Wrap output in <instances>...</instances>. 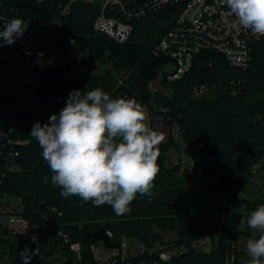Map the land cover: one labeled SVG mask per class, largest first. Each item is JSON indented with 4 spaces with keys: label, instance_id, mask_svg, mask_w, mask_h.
<instances>
[{
    "label": "trees",
    "instance_id": "trees-1",
    "mask_svg": "<svg viewBox=\"0 0 264 264\" xmlns=\"http://www.w3.org/2000/svg\"><path fill=\"white\" fill-rule=\"evenodd\" d=\"M64 1L0 0V14L8 21L19 17L28 23L25 35L35 28L31 19L45 26ZM181 8V3H168L145 16L132 17L130 36L118 41L94 28L99 13L97 2L75 3L64 19L63 29L74 36L80 53L110 67H105L102 74H92L77 68L78 56L67 54L64 66L49 64L32 69L38 104L21 112L10 125L5 122L4 113L15 96L9 91L20 84L15 78L14 62H0V127L11 128L10 137L24 141L14 145L18 154L11 158L6 156L11 145L0 143V194L19 196V212L28 220L24 230L0 225V264H100L92 245L119 249L124 237L143 242L145 250L126 259L119 254L115 257L117 264H248L249 260L240 256L236 247L237 234L241 221L247 218L245 212L254 211L264 202L245 194L239 198V191L264 170V159L258 165L264 158V39L253 41L252 59L246 68L231 66L218 51L203 49L182 78L169 81L163 76L162 83L170 88V93L160 89L152 92L150 80L161 70L165 74V67L171 62L156 47ZM0 27L3 30L2 22ZM31 36L28 34L26 39ZM123 68L132 75L124 78L125 83L118 90L116 77H121L115 70ZM53 73L56 83L49 82ZM202 84L208 90L195 96V86ZM96 88L112 99L135 98L151 111L153 97L159 106L155 113L160 120L176 126L191 146L198 183L209 188L221 211L219 217L211 219L216 222L201 226L205 220L189 214L188 200L181 195L192 184V178L186 168L181 173L180 164H165L172 139L159 146V172L151 195L138 193L129 205L130 212L117 216L111 205L96 207L92 201L83 203L79 196H61V188L51 183L53 173L41 155L38 141L29 134L36 122L43 124L52 114L58 115L74 89L84 92ZM258 91L263 95L253 99L251 96ZM45 176L49 178L47 183ZM167 230L176 231L177 237L165 239L163 232ZM205 233L217 237V245L210 250L192 249L169 260L148 252L156 244L190 241ZM76 242L80 244L79 252L71 247Z\"/></svg>",
    "mask_w": 264,
    "mask_h": 264
},
{
    "label": "clouds",
    "instance_id": "clouds-1",
    "mask_svg": "<svg viewBox=\"0 0 264 264\" xmlns=\"http://www.w3.org/2000/svg\"><path fill=\"white\" fill-rule=\"evenodd\" d=\"M221 3L243 27L264 35V0ZM27 28L19 17L6 21L0 47L13 44ZM146 120L147 108L135 98L112 99L101 88L74 89L59 114L46 123L36 122L29 135L38 141L53 173L51 183L61 188V196H79L96 207L108 204L122 216L131 211L138 193L151 195L159 172L158 146L164 136L150 129ZM48 180L45 176L44 182ZM246 225L259 233L247 242L248 264H264V204L249 214Z\"/></svg>",
    "mask_w": 264,
    "mask_h": 264
},
{
    "label": "built area",
    "instance_id": "built-area-1",
    "mask_svg": "<svg viewBox=\"0 0 264 264\" xmlns=\"http://www.w3.org/2000/svg\"><path fill=\"white\" fill-rule=\"evenodd\" d=\"M41 2L42 0H37ZM78 1L97 2L99 13L96 15L93 26L118 41H125L130 36L133 25L129 21L132 17L145 16L168 3H181L182 8L176 16L172 27L160 38L156 51L167 56L174 65L173 70L165 72L167 80L182 78L193 67L195 56L203 49H213L221 53L231 66L246 68L252 59V43L254 40L264 39V35L253 34L243 27L238 18L221 0H65L59 5L58 14L49 19L45 26L35 19H29L34 25L31 33L23 35L11 45L0 47V62L13 61L14 71L20 66L31 63L27 81L20 83V87L10 88V94L15 98L9 103L4 113L5 122L13 124L19 114L29 111L38 104V97L33 89L36 82L32 69L39 68L37 60L40 56L59 54L66 56L80 53L75 47V38L63 29L64 19L71 13L73 5ZM0 14L3 26L8 19ZM1 28V27H0ZM33 35L26 39L27 35ZM82 54V53H80ZM208 90L206 84L195 86L194 95L200 96ZM162 111L165 109L162 108ZM12 129L0 127V143L11 145L6 151L8 158L18 154L14 145L23 143L21 139L10 137ZM262 160L259 161L260 166ZM14 168V167H13ZM257 168V167H256ZM198 168L192 161L187 170L190 176H196ZM2 198L4 195L0 194ZM9 201H0V213L12 214L15 230H24L28 227V220L14 208H9ZM217 220L206 219L201 226H208ZM111 235L110 231H107ZM212 241L210 234L205 233L199 238L190 241H179L166 246H154L148 249L150 254L155 253L162 260H169L174 255L186 253L192 249H202ZM125 243L123 244V246ZM71 247L80 251L78 242ZM95 258L100 264H117L113 255L107 257L96 244L92 245ZM145 246L143 245V251Z\"/></svg>",
    "mask_w": 264,
    "mask_h": 264
},
{
    "label": "rangeland",
    "instance_id": "rangeland-1",
    "mask_svg": "<svg viewBox=\"0 0 264 264\" xmlns=\"http://www.w3.org/2000/svg\"><path fill=\"white\" fill-rule=\"evenodd\" d=\"M67 62H68V58L66 56L59 54H50L47 56H40L37 60V66L39 68H45L49 64L64 66L67 64ZM75 65L77 66V68L92 74H102L104 72L105 67H110L109 64H106V66L104 67L101 63L90 59L85 54H80V53L78 54ZM30 67H31V63H28L24 66H20L18 69H15V75H16L15 78L18 82L24 83L27 81ZM173 68L174 65L172 62L167 64V66L165 67V69L168 71L173 70ZM125 71H126L125 68L120 70H115V74L121 77V78L116 77V80L118 81V90L121 89V86L124 85L125 83L124 78L127 75H129L130 78V75H132L125 73ZM164 75L165 74L163 70H161L159 71L158 76L156 78L150 80L149 86L152 92H154L157 89H160L164 92L170 93V88L162 83V78ZM261 95H263L262 92L258 91L255 92L251 97L255 99ZM150 105L151 107H153V110L151 111L149 107L146 106L147 120L145 121V123L148 125L150 129L163 134L164 136L163 142L169 141L170 139L173 140L172 144L169 145L167 148V157L165 159V164L167 166H173L174 164L177 163L180 164L181 173L185 168L186 170H188L192 161L195 162V160L192 159L191 157V151H190L191 146L187 145L183 136L181 135V132L176 126L171 127L169 125H166L160 120L159 115L155 113V111L159 110V106L154 103L153 97H151ZM198 173L196 174V176L189 175L192 178L191 179L192 184H190L189 187L185 188L183 194L181 195V198L188 200L187 209L189 214L196 215L203 220L206 219L211 220L212 217H219L221 211L218 209L217 206H215V203L213 201V195L210 192L209 188L205 187V185L202 183L199 185ZM239 193L260 199L264 202V170L258 172L254 176L253 180L247 186H244L240 189ZM4 198L9 201V205H8L9 208H14L19 211L22 209L21 198L19 196L15 194L7 193L4 195L3 198L2 196H0V201L3 200ZM245 214H247L248 217V213L245 212ZM13 218L14 216L12 214L0 213V225L4 228H14L15 224L13 223ZM246 219L247 218L241 221V227H240L241 230L237 234L238 236L237 249L239 251L240 256H242L243 254L242 257L250 261L251 257L248 255L247 247H246L247 242L249 239L255 238L254 234H257L259 236V233L250 229L252 235L249 236L248 234H246V228H247ZM163 237L167 240L168 239L172 240L175 237H177V232L169 231V230L164 231ZM122 241L123 242L121 243V247L119 249L118 248L109 249L107 247L102 246L101 244H97L96 246L101 251H103V253L106 254L107 257L111 255L117 257L120 254L121 259L122 258L126 259L128 256L138 255L143 252V245H144L143 242L138 241L135 238L129 239L127 237H124ZM124 243L125 245L123 246ZM216 245H217V237H213L212 241H210L205 246H203L202 249L210 250L213 246ZM156 246L164 247L166 245L156 244Z\"/></svg>",
    "mask_w": 264,
    "mask_h": 264
},
{
    "label": "water",
    "instance_id": "water-1",
    "mask_svg": "<svg viewBox=\"0 0 264 264\" xmlns=\"http://www.w3.org/2000/svg\"><path fill=\"white\" fill-rule=\"evenodd\" d=\"M49 82L50 83H56L57 82V76L53 73V74H50L49 76ZM12 165H15V161H11L10 162Z\"/></svg>",
    "mask_w": 264,
    "mask_h": 264
},
{
    "label": "crops",
    "instance_id": "crops-1",
    "mask_svg": "<svg viewBox=\"0 0 264 264\" xmlns=\"http://www.w3.org/2000/svg\"><path fill=\"white\" fill-rule=\"evenodd\" d=\"M251 212H252V211H251ZM251 212L248 213V216H249V214H250ZM240 227H241V224H240ZM246 234H248L249 236L252 235V233L250 232V229L246 228ZM254 237H255V238H256V237L258 238V235H257V234H254ZM237 238H238V236H237ZM251 239H252V238H251ZM236 247L238 248L237 239H236ZM242 256H243V254H242Z\"/></svg>",
    "mask_w": 264,
    "mask_h": 264
}]
</instances>
